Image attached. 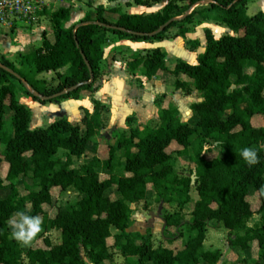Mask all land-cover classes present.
I'll use <instances>...</instances> for the list:
<instances>
[{
	"label": "trees",
	"instance_id": "trees-1",
	"mask_svg": "<svg viewBox=\"0 0 264 264\" xmlns=\"http://www.w3.org/2000/svg\"><path fill=\"white\" fill-rule=\"evenodd\" d=\"M163 1L160 10L148 13L99 5L95 18L86 13L72 25L68 22L73 7L63 4L50 13L53 36L44 32L38 47L19 52L18 65L0 54V264H24V257L29 264H112L115 250L125 264H225L220 263V248L204 245L212 223L228 230L232 250L246 251L255 245L258 258L253 264H264V126L252 122L256 115L264 117V11L249 15L250 0H131L127 4L150 7ZM204 1L208 4L195 7ZM206 20L233 34L216 38L207 28L205 49L197 62L177 59L172 71L176 89L187 93L195 89L200 94L201 100L191 105L196 122L184 121L179 109L169 104L160 110L156 126L141 123L129 134L115 132L116 144L108 145L104 155L98 153L97 145L88 152L106 108L98 99L93 98L92 113L83 109L82 125L61 118L31 128L32 111L18 101L12 79L41 103L79 98L83 92L94 96L101 85L106 42L101 31L152 42L168 38L170 29L177 26L174 36L187 39L190 25ZM187 41L192 50L202 45L199 39ZM166 58L163 48H153L146 56L133 54L128 68L134 71L142 65L143 75L151 78L167 68ZM49 71L56 72L58 83L39 77ZM7 107L14 111L10 125L4 118ZM172 143L179 147L170 151ZM211 146L222 153L208 157ZM244 147L256 151L255 163L240 157ZM61 149L66 153L58 157ZM117 149L124 151L122 157ZM73 157L86 161L75 167ZM184 157L194 164L189 174L176 170L177 160ZM3 162L7 163L4 176ZM102 170L108 171L107 177H101ZM27 175L37 189L18 185ZM70 187L82 197L49 216L44 206L52 205L53 190ZM192 187L199 198L188 220L184 208L192 199ZM5 189L9 192L1 196ZM149 191H155L161 205L176 206L163 216L164 234L174 228L163 244L127 231L133 223V204L144 200ZM252 194H257V209L249 199ZM18 211L42 215L40 226L44 232L60 229V243L54 245L48 237L44 246L18 242L11 229ZM254 214L261 215V223L248 225ZM185 231L187 238L178 244Z\"/></svg>",
	"mask_w": 264,
	"mask_h": 264
},
{
	"label": "crops",
	"instance_id": "crops-1",
	"mask_svg": "<svg viewBox=\"0 0 264 264\" xmlns=\"http://www.w3.org/2000/svg\"><path fill=\"white\" fill-rule=\"evenodd\" d=\"M123 1L124 5H118V3L122 2V0H77V7L73 8V14L71 20L68 22V25L79 22L86 15V13H90L91 17L95 18V9L99 5H104L105 7L119 6L123 12L127 13H148L160 10L166 3L165 1H163L150 7H146L143 5H137L132 2L130 4H127L131 0ZM207 4L208 1H204L197 4L195 7H200ZM257 5L260 10L256 11L255 13L264 11V6L260 4ZM154 6H159V8L156 10L151 9ZM57 9L58 8L50 11H45L36 24L29 26L23 25L26 28L23 26L13 27L11 29H8L6 27L0 28V54L4 55L7 59L13 61L18 65L19 52L32 51L36 47H38L42 42V35L44 32L47 33V35L50 37L53 36V27L50 13ZM199 28L200 30L196 31V29L198 30ZM207 28H209L213 32V34L218 33V36L215 35L216 38H219L224 34H233L232 30L223 25H219L212 20L194 22L190 25V31L187 33V39H199L202 45L196 50H192L190 48V45L188 44L187 39L181 36H174L177 31L173 35H170L168 38H165L162 41L152 42L121 39L110 32L103 31L104 33H102V35L106 37V42L104 44V57L101 63L102 80L101 85L99 86L94 96L83 92L79 98L68 97L62 98L58 102L41 103L29 96L25 92L24 86L21 85L17 80L12 79L15 85L16 82H18L22 88L20 89L16 86L17 99L20 103L28 106L32 111V119L30 123L31 128L43 127L46 121L49 125L61 118H65L72 123H79L82 125L83 109H87L92 113L94 111L93 98L98 99L106 108L103 111L101 128L89 141L88 152L90 153L91 149L95 145H97L98 153L100 155H104L106 151H104L103 153L101 147L104 146V143H106L105 145L107 146V148L110 144H116L117 138L114 136L115 132L129 134L131 129L141 123L147 125L153 124L154 126H156L159 122L158 114L160 110L168 106L169 104L176 106L180 111L178 102L182 100L181 97L183 95V89L175 88L176 77L172 74V71L176 66L177 59H182L189 63L197 62V55L203 52L205 49V30ZM175 44L183 50L184 55H181V57L176 56V60H173L171 64H166V71L159 70L156 75L151 78H147L143 75L144 67L142 65L134 71H131L128 68V62L133 54L138 53L140 55L146 56L149 50L157 47L163 48L167 52V59L169 60L170 56L175 53L174 49H172ZM15 58H17V60H15ZM66 69L67 67H64L59 71L61 73H64ZM246 72L252 73L253 70L252 68H246ZM138 73L140 74L137 75ZM39 77L45 78L49 83L53 84H56L59 81L55 71L43 72L39 74ZM180 78L185 79V76L180 75ZM174 88V94H171L170 92H172ZM194 91L199 93L195 89H192L189 93L184 90V92L187 93V96H189V94L193 93ZM200 100L201 97L199 94V97L195 98L191 105ZM189 110L192 114L191 116H194V122H196L197 117L191 109V106ZM13 116L14 111L11 108L7 107L4 115L5 120H12ZM252 122L256 126H264V117L256 115L252 118ZM0 150H2V148H0ZM61 150L64 152V154L66 153V150ZM116 153L118 156L122 157L124 151L122 149H117ZM74 158L75 157H73V160ZM82 159L84 160V162L86 161L85 157H82ZM6 169L7 163L3 162L1 166L2 176H4ZM102 174H105V177H107L108 171L102 170L101 175ZM110 195L114 197L116 195L115 190L112 189L110 191ZM187 206H189V203L186 205V207ZM193 207L194 204L191 208ZM151 213L152 212H150V214ZM187 219L189 220L191 218ZM153 226L148 227V224L144 225L141 214L140 216H137V214L135 213L133 215V223L127 229V231L141 233L145 235L146 239H150L152 241L154 237H150V234H157V232L155 231L157 227L155 226V228H153ZM161 226L162 227L159 231L161 237H159L160 242L158 244H163L165 242L166 236H169L170 233L173 232V228H171L168 230V232H166V234H164V220ZM53 230H57L59 232V239L58 241H56V243L52 242L49 235ZM112 231L114 233L116 232L114 228L112 229ZM45 232V236L49 238L52 244L55 245L60 243V229L53 228ZM226 232L228 233L227 229ZM177 243L180 244V240L177 241ZM28 244L36 246L33 242H30ZM204 245L206 247L205 243ZM206 248L214 249L213 247ZM115 251L116 253L112 264H116L119 257L124 261L122 255L117 250ZM233 251L239 252V250L236 249ZM223 257L224 253L220 263L224 262ZM25 261L29 262L26 257H24V262Z\"/></svg>",
	"mask_w": 264,
	"mask_h": 264
},
{
	"label": "rangeland",
	"instance_id": "rangeland-1",
	"mask_svg": "<svg viewBox=\"0 0 264 264\" xmlns=\"http://www.w3.org/2000/svg\"><path fill=\"white\" fill-rule=\"evenodd\" d=\"M85 3H86V1H85ZM257 4L264 6V0L250 1L248 3V10H247V13L249 15L254 14L256 11L260 10V8L257 7L258 6ZM118 5H124V1L122 0V2H119ZM158 8H159V6H154L151 9L156 10ZM23 27H25V26H23ZM177 29H178L177 26L172 27L170 29L169 35H173L177 31ZM202 29H204V28H202ZM199 30H200V28L198 30L196 29V31H199ZM101 32L104 33L103 31H101ZM214 35L218 36V33H216ZM172 49H174L175 53L170 56L169 60L166 58V64H171L173 60H176V56L181 57V55L182 56L184 55L183 50L179 46H177L176 44ZM15 60H17V58H15ZM164 71H166V70H164ZM139 74L140 73H138L137 75H139ZM16 86L19 87L20 89H22L21 85L18 82H16ZM174 91H175V88L170 93L174 94ZM197 97H199V93L194 91L193 93H190L189 96H187V93H185L183 90V95L181 97L182 100L180 102H178V105L180 107L181 118L184 121H189L190 123H194V116H191L192 114H191L189 109H190L191 103ZM165 104H167V103H165ZM6 122L8 125H10L11 119H9V120L6 119ZM47 125H48V123L46 121V123L43 125V127H45ZM150 126H154V125L152 124ZM105 144L106 143H104V146L101 147L103 153H104V151H107V149H108ZM176 147H179V145L177 143H173L170 146L169 150L171 151L173 149H176ZM1 148L3 149V145ZM0 151H2V150H0ZM194 151H195L194 147L190 149V153L192 155L194 154ZM221 153H222L221 149H217V148H214L213 146H211V148H209V150H207L206 154L208 157H214V156L220 155ZM63 154H64V152L61 150L60 152H58L57 156L61 157V156H63ZM83 162H84V160L82 158L75 157L73 160V163L75 166H81ZM193 166H194L193 162H191L188 157L179 158L177 160V163H176V170L180 174H189V172L191 171ZM101 177L102 178L105 177V174H102ZM18 185L20 187H24V185H29V186L37 189V187L34 185V181L30 178L29 175L20 178L18 181ZM8 192H9L8 189L3 190L1 192V196H5ZM81 197H82L81 193H79L76 189H74L72 187H70L66 191H60V189L57 188V189L53 190V203H52V205H45L44 210L46 213H49V216H54L58 207L66 208L68 205L75 203ZM191 198L192 199L189 202V206L184 208V214L187 218H191V211H192L191 207L193 206L194 202L199 198L198 192L196 191V189L194 187H192V190H191ZM249 199L251 200L253 207L255 209H257L259 204H260L258 197H257V194H252L249 197ZM160 205L161 204L155 198V191H149L147 198H145L144 200L133 205L134 214L136 213L137 216H140V214H141V218L143 219L144 225L148 224V221L150 218V212L157 214ZM161 207H162V209H161L160 213L158 214L159 216H156L154 221H153V224H154L153 228H155V226L157 227V229H155L157 234H155V235L150 234L151 235L150 237H154L152 240L154 244H158L160 242L159 237H161V234H159V231L162 227L161 225L163 223L164 214L168 211H173L176 209L175 204H170V205L162 204ZM15 217L16 216H14L11 219V223L15 219ZM40 217L42 218V215H40ZM261 221H262L261 215L260 214H254L248 220V225L257 226L261 223ZM11 229H12V227H11ZM172 230L174 231V228ZM12 231H13V229H12ZM45 235H46V232H44L43 228L40 226L39 231L30 240V242L31 243L33 242L34 245H36V246H44V238L46 237ZM49 235H50L53 243H56V241H58L59 232L57 230H53L51 232V234H49ZM186 238H187V231H185L184 237L180 239V242H182ZM227 238H228V233L226 232V228L222 225H218L216 223H213L207 229L206 239H205L204 243L206 244V247L221 248L223 250V253H224L223 260H224L225 264H253V261H254L253 259L258 258V249L255 245L250 250L235 252V251L231 250V248L228 246ZM115 261H116V258H115ZM24 264H29V262L25 261ZM116 264H125V263L119 257Z\"/></svg>",
	"mask_w": 264,
	"mask_h": 264
},
{
	"label": "built area",
	"instance_id": "built-area-1",
	"mask_svg": "<svg viewBox=\"0 0 264 264\" xmlns=\"http://www.w3.org/2000/svg\"><path fill=\"white\" fill-rule=\"evenodd\" d=\"M77 0H0V28L11 29L36 24L45 11L66 4L77 7Z\"/></svg>",
	"mask_w": 264,
	"mask_h": 264
},
{
	"label": "clouds",
	"instance_id": "clouds-1",
	"mask_svg": "<svg viewBox=\"0 0 264 264\" xmlns=\"http://www.w3.org/2000/svg\"><path fill=\"white\" fill-rule=\"evenodd\" d=\"M239 155L248 164L256 162V151L250 147L242 148ZM41 223L40 216H31L23 211H18L15 219L11 223L13 229L12 236L18 242L28 244L39 231Z\"/></svg>",
	"mask_w": 264,
	"mask_h": 264
},
{
	"label": "water",
	"instance_id": "water-1",
	"mask_svg": "<svg viewBox=\"0 0 264 264\" xmlns=\"http://www.w3.org/2000/svg\"><path fill=\"white\" fill-rule=\"evenodd\" d=\"M162 28H163V27H162ZM28 88L30 89V87H28ZM74 88H76V86L73 87V88H71V89H68V90H66V91H64V92H68L69 90H72V89H74ZM161 209H162V207H161V205H160L157 214H154L153 212L150 214V218H149V221H148V227H152V226H153V221H154V219H155L156 216H159L158 214L160 213Z\"/></svg>",
	"mask_w": 264,
	"mask_h": 264
}]
</instances>
